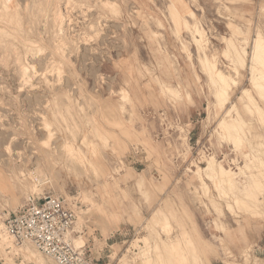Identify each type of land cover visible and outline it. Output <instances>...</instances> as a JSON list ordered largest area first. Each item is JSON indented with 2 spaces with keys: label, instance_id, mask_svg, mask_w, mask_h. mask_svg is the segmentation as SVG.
Here are the masks:
<instances>
[{
  "label": "rangeland",
  "instance_id": "374dc122",
  "mask_svg": "<svg viewBox=\"0 0 264 264\" xmlns=\"http://www.w3.org/2000/svg\"><path fill=\"white\" fill-rule=\"evenodd\" d=\"M3 1L0 13L10 10L15 20L0 19V222L29 195H59L75 211L74 231L82 232L74 244L83 239L90 245L92 256L100 257L96 264H142L144 251L154 259L157 253L141 238L149 245L160 236L166 244L184 241V220L199 214L213 220L207 229L224 234L213 238L222 264H255L253 244L239 254L230 248L226 219L241 230L264 227V213L237 205L248 175H264V124L236 96L250 87L263 110L264 101L249 84L248 69L240 70L230 112L246 122L242 145L235 149L218 135L223 111L213 105L203 52L182 20L203 29L207 56L229 72L233 63L223 55V37L243 31L238 42H247L250 51L257 32L264 37V0H6L7 9ZM245 154L252 162L238 176L239 188L216 186L204 172L203 185L190 171L196 170L191 160L204 166L212 155L235 169ZM39 179L44 182L38 186ZM263 198L264 191V210ZM165 216L169 237L160 226ZM164 246L158 253L166 252ZM7 254L13 264H35L20 252ZM185 255L189 264H208L197 245L186 246Z\"/></svg>",
  "mask_w": 264,
  "mask_h": 264
},
{
  "label": "bare ground",
  "instance_id": "6f19581e",
  "mask_svg": "<svg viewBox=\"0 0 264 264\" xmlns=\"http://www.w3.org/2000/svg\"><path fill=\"white\" fill-rule=\"evenodd\" d=\"M107 1H109V0H107ZM1 3H3V5L1 4L3 6L2 8L7 9L9 7L6 4V0H4ZM11 6H12V4L10 5V9H12ZM175 10H174L173 16L175 17L174 18L175 21H178L179 20L178 17H181V15L179 13H177V11H175ZM1 12H3V11H1ZM189 14L192 15V12H189ZM0 19H1V21L3 20L4 22L8 23V22H13L15 20V17L12 15V13H10V10H9V11H7V13H0ZM62 20H63V16L59 12L56 13V16L54 19L55 23L57 25H60L62 23ZM18 21H19V19H18ZM182 23L184 24V27L188 30V32L191 34L195 45L198 48H200L201 51L203 52L204 59L201 56L202 54H199V58L201 59V61L203 63L204 70L209 73V75L212 79V83L214 85V98L215 99H214L213 105L222 109V111H223V114H221L220 118L217 120V124H216L217 131L216 132L218 135L225 136L228 139V141H230L232 144H234L235 149H237L240 145H242L241 142L243 140V134L245 133L244 127L246 125V122L239 112H236L235 115L231 114L230 111L232 108L236 107V103L231 100L230 93L233 91L234 88H237V86H238V81L240 79L238 80L236 78V76L240 74V70L248 69L249 75H247V79L249 81V84L251 85V87H253L256 90L257 94L260 96L259 98H261L264 101V99H263L264 98V37L262 36V34L260 32H257L255 37H253L251 39L250 51H248L247 45H249V44H247V42H245L244 44H241L240 42H238L239 40L237 39L238 38L237 35L243 34V31L235 30L234 32H231V33H233V35H231L229 37L224 36L223 39L225 41V48L223 49V55L233 63L232 67H231L232 71L224 72L218 66L216 60H214V55L211 54V58H210L209 56H207L206 52L204 51L205 36H204L203 29L200 28L196 22L191 24L184 18L182 20ZM62 29H63V27H62ZM61 33H63V32H61ZM85 37H87V36H85ZM85 39H87V38H85ZM3 40L4 39L0 38V42H3ZM30 44H32V43L30 42ZM5 45H6V43H5ZM63 45H64V43L61 46H63ZM6 48H7V46H6ZM5 53H7V52H5ZM59 64L60 63L58 62V65ZM53 68H54V66H53ZM20 70H21V75H22L23 79L28 80V78H29L28 66L21 63ZM56 70H58V69H56ZM46 72H48V71H46ZM250 89H251L250 87L241 88L240 94L236 96V99L239 102H241L244 107H247L248 111H250L252 113L254 111L256 113L257 118L262 122V124H264V110L261 108V106H259L256 103V100L253 97V95L251 94ZM187 96H189V95H187ZM48 128H50V127H48ZM185 141L187 143V137L185 138ZM185 156H187V151L185 152ZM244 157H245L244 164L237 166V168H235V169L231 168L230 166H224L222 164L223 160H218L215 155L208 156L207 158H205V165L204 166H200L197 162H195L194 160H191V163L195 166L196 170L194 171V170L190 169V171L197 176V178L201 181V183L203 185L207 186V182L204 180L203 175H202V173L204 172L207 179H209L211 182H213L216 186H228L230 189L237 188L238 187V185H237L238 184V180H237L238 176L241 173H245V171H244L245 168H247V170L250 169V168H248V166H249V163L252 162V159L248 157V154H245ZM261 163H262V165H264L263 162H261ZM248 177H249L250 181L246 185H244L240 188L243 192V199L241 201L238 200L237 205H240L241 209L246 208L249 211L253 210V213L262 214V213H264V210L262 208H260V198L262 197V194L264 191V175L260 174V173L258 174V172H257V173H251L250 175H248ZM43 182H44V180L39 179L36 185L39 186ZM228 187H227V189H229ZM204 189L205 188H203V190ZM217 192H219V191H217ZM209 198L210 197H208V199ZM226 200L227 199H225V201ZM226 204H228V203H226ZM212 205H213V201H212ZM213 206H215V205H213ZM205 207H206V205H205ZM219 210H220V213H223V211L220 208H219ZM229 210H231V209H229ZM245 211H247V210H245ZM249 211H248V213H249ZM155 212H156V214L163 213L160 208H157L155 210ZM165 219H166V221H165ZM165 219H164V222L160 225L161 231L166 236L169 237V235L172 234L170 232V230L172 229L171 228L172 225L169 222V218H167L165 216ZM141 239H143V242H144V245L146 248L148 246H150L151 248L154 249V251H155L154 253H157L156 257L154 259L153 256H151L148 253V250L144 251L143 256H142V264H165V262L167 261V259L169 257H174V260H172L173 262H175L174 264H189L190 259H187L186 255H185V247L188 246V247H191L193 250L196 249V244H195L194 240L192 239V237H190V235H187L184 241H182L179 237L176 239H171V242L169 244H166L164 242V238L162 236L156 237L151 245H149V241L147 240L146 237H143ZM167 239H169V238H167ZM83 242H84L83 239H79V240H77V245H81ZM162 245H165L164 247H165L166 252L165 253H158L161 250ZM222 247H223V245H222ZM8 248H10V250L7 251ZM10 251L17 252V253L20 252V254L23 256L24 259H34L35 264H48L46 262L47 260H45L43 258V256L41 255V253L39 251H37L32 245H30V244H26V245H22V246L14 245L4 231V225L0 222V252L3 256L2 264H13L14 263L13 260L11 259V257H9V255L7 254ZM252 256H255V254ZM253 258H252V260H254ZM262 259L263 258L255 256V260H256L255 264H263ZM120 261H121L120 264H128L123 259L119 260V262ZM263 261H264V259H263ZM196 264H198V263H196ZM227 264H234V263L228 262ZM247 264H248V262H247Z\"/></svg>",
  "mask_w": 264,
  "mask_h": 264
},
{
  "label": "built area",
  "instance_id": "2783aa9c",
  "mask_svg": "<svg viewBox=\"0 0 264 264\" xmlns=\"http://www.w3.org/2000/svg\"><path fill=\"white\" fill-rule=\"evenodd\" d=\"M75 211L59 195H29L4 220V231L16 246L32 245L56 264H96L84 245L69 237Z\"/></svg>",
  "mask_w": 264,
  "mask_h": 264
},
{
  "label": "crops",
  "instance_id": "0c3cea01",
  "mask_svg": "<svg viewBox=\"0 0 264 264\" xmlns=\"http://www.w3.org/2000/svg\"><path fill=\"white\" fill-rule=\"evenodd\" d=\"M76 221V220H75ZM226 227L228 232V237H226L227 243H229L230 248L235 254H239L247 244H253V250L256 256L260 257L264 255V227H258L255 230H251L248 225H244L243 230L239 229L236 224L234 225L233 219L228 216L226 219ZM186 227L185 230H188V235L192 237L195 244L197 245L200 252H205V257L208 260V264H222L223 254L220 252V249L213 238L220 237L224 235L223 233L217 232L214 229H207L208 225L206 223L211 222L213 225V220L202 218L199 214L194 215L193 217L186 218L184 220ZM75 223V222H74ZM74 226V225H73ZM210 226V225H209ZM80 231H74L73 227L69 234L70 239L74 243V236H81ZM218 234V235H217ZM207 240L209 243L204 245L203 241ZM76 245V244H75ZM81 245L86 247V251L91 255L95 263L100 259V257L94 258L91 254L90 245H87L83 242ZM105 256V255H104ZM103 258V255H102Z\"/></svg>",
  "mask_w": 264,
  "mask_h": 264
}]
</instances>
